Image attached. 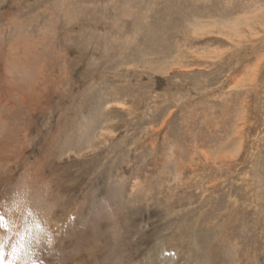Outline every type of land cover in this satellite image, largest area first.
Segmentation results:
<instances>
[{"label": "rangeland", "instance_id": "374dc122", "mask_svg": "<svg viewBox=\"0 0 264 264\" xmlns=\"http://www.w3.org/2000/svg\"><path fill=\"white\" fill-rule=\"evenodd\" d=\"M0 214V264H264V0H0Z\"/></svg>", "mask_w": 264, "mask_h": 264}, {"label": "snow or ice", "instance_id": "6c2138e0", "mask_svg": "<svg viewBox=\"0 0 264 264\" xmlns=\"http://www.w3.org/2000/svg\"><path fill=\"white\" fill-rule=\"evenodd\" d=\"M6 222V217L3 214H0V228L4 227V223ZM9 227H11V223L9 222ZM7 231V229H5ZM2 258V257H0Z\"/></svg>", "mask_w": 264, "mask_h": 264}, {"label": "bare ground", "instance_id": "6f19581e", "mask_svg": "<svg viewBox=\"0 0 264 264\" xmlns=\"http://www.w3.org/2000/svg\"><path fill=\"white\" fill-rule=\"evenodd\" d=\"M258 144V143H257Z\"/></svg>", "mask_w": 264, "mask_h": 264}]
</instances>
